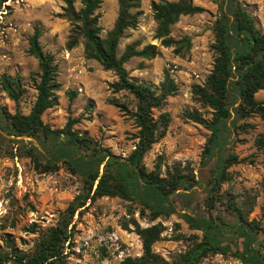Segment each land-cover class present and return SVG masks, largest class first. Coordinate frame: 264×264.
<instances>
[{
	"label": "rangeland",
	"instance_id": "rangeland-1",
	"mask_svg": "<svg viewBox=\"0 0 264 264\" xmlns=\"http://www.w3.org/2000/svg\"><path fill=\"white\" fill-rule=\"evenodd\" d=\"M26 1L0 0V74L20 75L27 87L26 94L18 102L0 91V123L4 119L2 109L28 114L36 100L37 90L31 75L39 70V63L28 49L29 39L38 27L42 32L40 41L44 49L55 55L59 66L58 79L62 83L61 88L55 91L58 102L46 110L44 122L53 128H62L69 119H77L76 131L98 140L115 154L128 157L137 142L138 128L132 116L136 110V98L126 90L112 91L110 84L118 81V76L113 70L105 69L98 60L87 57L85 38L81 37L74 48L67 49L74 26L64 16V0ZM152 1L142 0L138 26L128 29L118 46L120 55L132 41H138L140 47L148 43L158 44L161 53L156 57H133L125 63L130 77L156 88L164 78L165 69H169L179 86L178 92L167 98L161 110H154L156 116L163 111L169 112L171 122L165 135L146 153L144 162L149 171L155 170L160 163L163 175L168 170L173 172L175 167L185 168L189 173L193 172L198 183L187 191L181 189L174 196L179 213L162 216L155 221H150L147 209L142 215L143 204L138 199L129 201L118 196H103L88 202L75 213L69 225L71 239L66 244L67 264H118L121 261L117 256L120 250L131 256H140L143 245L130 222L131 209L142 227L163 222L166 226L163 239L155 243L154 250L170 261L185 251L196 236L202 237V232L191 229L181 214L192 208L205 207L206 179L215 160L208 165L203 164V151L210 131L188 119L185 113L197 109L204 113L205 118L212 117L208 108L194 99L193 87L204 84L213 69V26L220 16L221 0H194L205 10L182 16L172 27L171 34L175 39L191 37V46L181 53H177L174 46L160 45V40L154 38L157 24L151 9ZM239 1L264 31V0ZM74 5L80 9L81 0H74ZM98 12L101 15L100 35L104 38L118 17L119 1L103 0ZM69 90L76 91L77 95L72 97ZM111 98L125 104L128 111L112 104ZM256 98L263 100L264 90L257 92ZM233 118H238L235 111ZM232 119L229 121L230 142L223 154L233 153L238 159L228 168V180L222 185L214 216L220 217L224 223L233 224L237 217L230 209V201L249 199L254 206L249 218L259 220L264 228V164L262 153L255 144L257 135L264 132V119L258 115L239 117L235 126ZM2 132L0 264H16L13 258L5 257L12 251V246L21 251H32L41 233L65 218L69 205L85 190V184L84 179L73 173L67 164L61 163L52 172H41L25 154L23 146L27 141L17 143L14 136ZM36 144L42 149L39 143ZM185 192L187 196L181 198ZM127 223L129 229L124 226ZM115 232L118 240L112 238ZM225 235L227 239H235L231 231ZM261 237L264 239V233ZM233 260L236 259L215 254L201 264H236Z\"/></svg>",
	"mask_w": 264,
	"mask_h": 264
},
{
	"label": "trees",
	"instance_id": "trees-1",
	"mask_svg": "<svg viewBox=\"0 0 264 264\" xmlns=\"http://www.w3.org/2000/svg\"><path fill=\"white\" fill-rule=\"evenodd\" d=\"M64 1V16L74 26L67 49L74 48L81 37L85 38L87 57L98 60L105 69L113 70L118 76V81L110 84L112 91L126 90L134 95L137 104L132 116L138 128L137 142L128 157H123L89 135L76 131L77 119H69L62 128H53L44 122L46 110L58 102L55 91L62 83L58 79L59 66L55 55L44 49L40 41L42 32L36 27L28 49L39 63V70L31 75L37 90L36 100L28 114L2 109L4 119L0 123V137H4L2 131H5L14 136L17 143L27 141L23 146L25 154L41 172H52L61 163L67 164L73 173L84 179L85 190L69 205L62 221L41 233L32 251H21L12 246V251L5 253V257L13 258L16 264H67L66 244L71 239L69 225L75 213L88 202L103 196H118L129 201L138 199L143 204L142 215L147 209L150 221H155L179 213L174 196L181 189L187 191L198 183L193 172L189 173L185 168L175 167L173 172L168 170L163 175L160 163L155 170L149 171L144 162L146 153L165 135L171 122L169 112L163 111L156 116L154 110H161L167 98L178 92L179 86L169 69H165L164 78L156 88L130 77L125 63L133 57H156L161 53L158 44L148 43L140 47L138 41H132L118 54L121 38L128 29H135L139 24L142 0H118V17L104 38L100 35L101 15L98 12L103 0H81L82 6L78 10L74 0ZM151 9L157 24L154 38L160 40V45L174 46L177 53L191 46V37L175 39L171 34L172 27L182 16L203 12V6L194 0H153ZM213 30V69L204 84L193 87L194 99L207 107L212 117L205 118L197 109L185 113L188 119L210 131L203 151V164L215 160L206 179L205 207L192 208L181 214L191 229L202 232V237L196 236L185 251L170 261L154 250L155 243L163 239L166 226L159 221L142 227L131 209L130 222L141 238L143 252L140 256L127 255L118 264H201L215 254L231 256L244 264H264V239L261 237L264 228L259 220L249 218L254 209L251 200L230 201V209L237 217L233 224L214 216L222 185L228 180V168L238 159L236 154H223L230 142L229 121L234 111L238 118L258 115L264 119V99L256 98V93L264 90V31L239 0H221L220 16ZM0 91L18 102L26 94L27 87L20 75L4 72L0 74ZM68 94L73 97L77 92L69 90ZM109 100L121 110L128 111L126 105L117 99ZM237 119H232L234 126ZM255 144L262 153L264 164V132L257 135ZM186 196V192L180 195L181 198ZM124 226L129 229V223ZM227 231L235 234V239H227Z\"/></svg>",
	"mask_w": 264,
	"mask_h": 264
},
{
	"label": "built area",
	"instance_id": "built-area-1",
	"mask_svg": "<svg viewBox=\"0 0 264 264\" xmlns=\"http://www.w3.org/2000/svg\"><path fill=\"white\" fill-rule=\"evenodd\" d=\"M18 3H25L27 2L26 0H16ZM167 231V230H166ZM114 240H118L119 236L118 234L115 232L113 233V237ZM128 254H125L123 250H120L119 253L117 254V256L120 258V260L122 261ZM125 256V257H124ZM234 263L236 264H244L243 262H241L239 259L233 260ZM233 263V262H231Z\"/></svg>",
	"mask_w": 264,
	"mask_h": 264
}]
</instances>
